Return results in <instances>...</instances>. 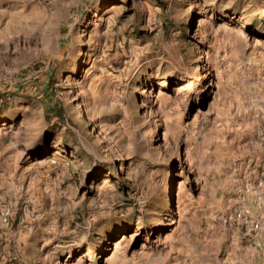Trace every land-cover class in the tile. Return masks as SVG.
<instances>
[{
	"label": "rangeland",
	"instance_id": "1",
	"mask_svg": "<svg viewBox=\"0 0 264 264\" xmlns=\"http://www.w3.org/2000/svg\"><path fill=\"white\" fill-rule=\"evenodd\" d=\"M0 264H264V0H0Z\"/></svg>",
	"mask_w": 264,
	"mask_h": 264
},
{
	"label": "bare ground",
	"instance_id": "2",
	"mask_svg": "<svg viewBox=\"0 0 264 264\" xmlns=\"http://www.w3.org/2000/svg\"><path fill=\"white\" fill-rule=\"evenodd\" d=\"M179 194H180V193H179ZM179 194H178V195H179ZM179 197H180V196H179Z\"/></svg>",
	"mask_w": 264,
	"mask_h": 264
}]
</instances>
